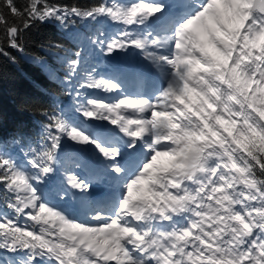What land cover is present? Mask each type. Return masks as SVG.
Here are the masks:
<instances>
[{"label":"snow or ice","instance_id":"1","mask_svg":"<svg viewBox=\"0 0 264 264\" xmlns=\"http://www.w3.org/2000/svg\"><path fill=\"white\" fill-rule=\"evenodd\" d=\"M72 17L123 25L91 42L109 56L139 50L157 82L115 102L76 90L75 118L42 113L43 144L23 153L26 167L0 141V207L15 213L0 211V249L26 253L19 264H264V0H104L90 9L0 0V57L13 59L6 47L22 52L37 22L67 27ZM81 55L63 60L68 95ZM78 89L123 94L116 75L92 71ZM65 138L93 148L112 180L113 191L94 198L90 178L66 175L91 224L50 206L40 187Z\"/></svg>","mask_w":264,"mask_h":264},{"label":"trees","instance_id":"2","mask_svg":"<svg viewBox=\"0 0 264 264\" xmlns=\"http://www.w3.org/2000/svg\"><path fill=\"white\" fill-rule=\"evenodd\" d=\"M16 2L21 8L27 4V0ZM48 2L69 8L90 9L104 0H48ZM9 19L11 22V18ZM71 19L75 23H70L67 27H61L57 22H37L23 34L22 52L6 47V51L13 59L0 57V141L6 143V150L18 160L26 158L23 153L30 148H39L43 144V127L48 122L42 115L43 112L51 114L55 111L59 115L63 110V114L66 115L70 107L76 103L74 100L76 90L81 92V97L90 91H96L78 89V85L87 82L86 71L94 72L96 68L95 63L101 46L91 41L104 40L103 19L98 21L80 20L77 17ZM80 30L83 31L82 42L85 46L80 44L76 35ZM50 44H61L63 48L55 49L50 47ZM77 51L82 53L80 68L75 76L69 77L73 91L68 95V86L64 82V78L68 76V69L63 60L66 54L71 55ZM50 72L54 75H50ZM34 123H37V126ZM0 210H10V213H13L6 205L0 207Z\"/></svg>","mask_w":264,"mask_h":264},{"label":"rangeland","instance_id":"3","mask_svg":"<svg viewBox=\"0 0 264 264\" xmlns=\"http://www.w3.org/2000/svg\"><path fill=\"white\" fill-rule=\"evenodd\" d=\"M130 3L132 0H120V3ZM164 2H168V0H164ZM140 31L141 29H129V31ZM149 31L152 29L149 28ZM128 51H135L137 54V60H132L137 65H139L141 68L139 69H125L123 68L121 73H123V76H117L121 83L123 84V94L122 95H117L115 92H106L104 94V97H101L104 99L105 102H115L118 98H123V95H128L132 99H136L139 97H143L146 94V83L148 82V79L145 77V72L144 69L142 70L143 67H146L149 65V62L144 59V55L136 49H128ZM113 55V54H110ZM139 56H142V58H139ZM109 55H107V58ZM109 63V62H108ZM103 74L106 76L105 78H108L109 76H112V73L109 71H102ZM153 84L156 83L152 82ZM97 95L98 93H94ZM77 115L73 116L75 118ZM81 119H87V118H81ZM107 122V121H105ZM110 124V122H107ZM109 127L116 129L117 126L110 125ZM118 136H123V133H119L117 130L116 133ZM74 146V147H72ZM76 147V148H75ZM68 154H72V159L68 161L67 158H63V161L68 163V168L64 167L65 169L62 170L59 165H57V170L56 172L47 180L50 183H53L56 189V193L62 194L61 195V203L64 205H67L69 202L72 205L77 204L78 198L80 197V190L76 189L73 190L70 188V186L67 183L66 180V175H77L80 178H90L92 182V188L94 186V182H96L99 179L104 178L105 180H111L110 177H108L102 169V166H97V167H87L86 165V159L84 157L85 154L88 155H94L93 148H88L86 151H79L76 145H70L68 148ZM96 157V156H95ZM42 184L40 185L41 190L45 193L46 199L49 201L47 198L48 192L43 189ZM50 202V201H49ZM58 202V203H59ZM51 205V202H50ZM56 208H59L60 210L65 211V206H61L60 204H54ZM86 211H85V216H86ZM20 221L23 222L24 218H20ZM87 221L89 224H91V215L89 218L84 220V222ZM28 224H31L30 222H27ZM39 225L37 228L39 229ZM26 259V253L24 252H11L8 251L7 249H0V261H2V264H19L18 261ZM38 264H45L44 261L40 260L37 258ZM6 261V262H5Z\"/></svg>","mask_w":264,"mask_h":264},{"label":"bare ground","instance_id":"4","mask_svg":"<svg viewBox=\"0 0 264 264\" xmlns=\"http://www.w3.org/2000/svg\"><path fill=\"white\" fill-rule=\"evenodd\" d=\"M76 35L79 37V41H80V44L82 45V46H85L84 44H83V42H82V38H83V31L82 30H80V31H78L77 33H76ZM87 50V49H86ZM155 76H156V78H157V74H156V71H155ZM147 78H149V80H151L152 81V79L154 80V81H156L154 78H152L151 79V76L150 75H147ZM157 82V81H156ZM150 84V83H149ZM146 90H147V92H149V89H147L146 88ZM34 125L35 126H37V123H34ZM6 143H4V145H5ZM82 203V202H81ZM77 210L78 211H86V208L83 206V203H82V206L81 207H77Z\"/></svg>","mask_w":264,"mask_h":264}]
</instances>
